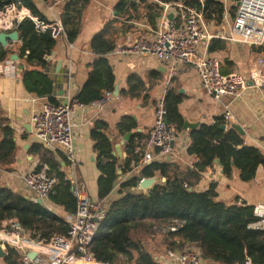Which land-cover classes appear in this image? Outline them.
<instances>
[{
    "label": "trees",
    "instance_id": "1",
    "mask_svg": "<svg viewBox=\"0 0 264 264\" xmlns=\"http://www.w3.org/2000/svg\"><path fill=\"white\" fill-rule=\"evenodd\" d=\"M91 0H69L61 15L60 23L70 44H74L81 32L83 12ZM171 0H121L118 5L120 14L129 9L134 14V21L120 29L116 23H109L92 40L96 60L92 65L87 82L76 99L83 106H90L101 100L107 91L114 92L117 84L109 55L119 46L114 35L118 32L140 30L139 24H148L157 29L164 14L161 4ZM186 5L196 7L205 14L208 24L220 25L225 15V5L215 0H183ZM239 1V0H236ZM16 4L24 6L42 21L49 24L38 10L33 0H0V9ZM236 8V7H235ZM55 24V23H54ZM21 35L18 47L19 57L24 70L23 84L26 91L41 99H48L53 104L55 99V81L49 75V57L57 45L52 29L41 32L33 20L27 19L18 24ZM142 32V31H141ZM210 53L225 51L228 42L212 39L208 43ZM264 53V44L254 47ZM13 49L0 44V63L12 56ZM148 91V82L138 74L131 75L120 97L140 99ZM184 96L174 87L167 90L165 109L167 121L175 127L177 137L184 132L185 119L180 110ZM226 124L223 117L215 123L201 124L189 133L187 156L194 159L192 166H181L172 160L154 161L143 166L138 176H132L120 184L119 198L106 202L105 219L92 244L91 251L95 259L103 264H157L155 254L147 250L142 237L155 240L158 229L173 221L183 222V227L172 234L174 243L170 246L183 248L197 246L207 264H243L249 258L253 264H264V231H255L250 225L257 221L255 207L240 202L227 204L217 200L215 184L205 192L195 190L196 183L203 173L212 168L216 161L221 163L224 174L230 178L235 170L243 182H252L257 170L264 166V154L260 149L246 144L244 137L231 125L226 130L220 127ZM137 122L125 117L118 124L120 136H125L137 129ZM109 126L104 121H96L91 133L94 142L96 165L100 172L98 179V200L106 201L114 192L118 181V171L122 174L133 172L139 165L141 154L136 150L144 139L143 134L134 133L126 143V158L120 160L114 155L118 137L108 134ZM0 143V169L11 171L16 161L17 144L15 132L7 128ZM121 138V137H120ZM32 152L39 156L37 171L45 170L56 183L49 201L62 207L69 215H75L78 197L73 184L63 170L68 162L59 150L49 151L36 143ZM157 178L158 182L149 191L139 190L140 179ZM165 179V180H163ZM189 188H193L189 191ZM14 220L28 233L42 242H48L55 235H68L69 225L66 219L39 204L36 199L26 198L9 188L0 186V225L4 221ZM6 264H23L22 253L14 248L6 249Z\"/></svg>",
    "mask_w": 264,
    "mask_h": 264
},
{
    "label": "crops",
    "instance_id": "2",
    "mask_svg": "<svg viewBox=\"0 0 264 264\" xmlns=\"http://www.w3.org/2000/svg\"><path fill=\"white\" fill-rule=\"evenodd\" d=\"M38 10L50 23L60 22L61 15L69 0H33ZM121 0H91L86 6L81 20V32L74 44H70L66 35L62 34L57 39L50 61L49 75L55 81V99L57 102L66 101L67 97H77L78 93L87 82L96 56L92 49L93 38L102 32L109 23H116L119 29L124 25H131L134 21L133 12L127 7L124 14H120L118 5ZM225 5V15L222 24H209V33L212 39L218 38L228 42V49L221 52L210 53L208 43L203 42L201 53H209L216 56L222 65L223 74L240 73L249 78L250 72L257 69L264 74V53L254 50V47L242 44L240 41H231L232 26L235 18L236 3L231 0H215ZM163 8V5H161ZM164 13L165 8H163ZM170 13V10L167 11ZM141 34L140 30L118 32L114 35L118 45L128 41H135ZM21 42L12 45L14 52L19 55L18 47ZM11 54V55H12ZM20 56V55H19ZM10 59V58H9ZM11 60V59H10ZM110 63L114 69L117 83H120V93L126 88L128 78L138 74L148 82V91L140 99L119 97L118 100L109 103L102 111L92 105L85 108H77L74 121L75 149L78 156L77 177L83 187V197L92 201H98V179L100 172L96 165L92 130L96 121H104L108 124V134L118 137L120 144L124 136H120L118 124L125 117H131L137 122V129L132 133L143 134L139 148L142 152H155L151 146V134L155 123V101L163 91L168 77V64L151 55H134L130 57H118L109 55ZM12 61V60H11ZM15 62V61H14ZM263 63V64H262ZM17 70L14 75L0 74V143L4 139V131L7 128L15 132V142L18 150L16 161L11 171L1 170L0 186L20 193L26 198L37 199V196L29 191L23 181V175L37 169L40 164L39 156L32 152L35 145V137L31 118L34 110L40 103H34V95L29 94L23 84V75L19 71L23 63L15 62ZM172 87L184 96L180 105L184 119L190 123L213 124L216 119L222 117L226 108L233 115L232 124L240 125L245 131V142L249 146L257 147L264 154V89L252 86L240 97L224 96L221 101L214 99L201 87L196 70L188 65L181 67L179 74L172 81ZM189 133L178 135L174 145L172 161L181 166H192L194 159L187 156L189 146ZM133 136V135H132ZM121 137V138H120ZM126 143L121 147L122 158L115 152V156L123 160L126 158ZM95 159V160H94ZM63 170L69 174L68 166L63 164ZM119 174L118 184L112 195L106 200L110 202L119 198L120 184L132 176H138V171L127 174ZM215 184L217 200L227 204L235 202L256 205L264 204V166L257 170L256 178L252 182H243L239 177V171L235 170L233 176L228 178L219 161L212 168L203 173L196 183L197 192H205ZM45 206L66 219L69 215L59 206L53 205L49 199ZM155 259L161 261L165 254Z\"/></svg>",
    "mask_w": 264,
    "mask_h": 264
},
{
    "label": "built area",
    "instance_id": "3",
    "mask_svg": "<svg viewBox=\"0 0 264 264\" xmlns=\"http://www.w3.org/2000/svg\"><path fill=\"white\" fill-rule=\"evenodd\" d=\"M139 2V0H132ZM203 2V0H200ZM236 3L235 18L232 26L231 41H240L242 44L257 47L264 44V0H231ZM165 5V13L161 17L158 28L148 24H139L141 34L135 41H128L119 45L111 54L118 57H132L134 55H151L168 64L166 84L171 87L172 81L179 74L181 67H193L199 77L201 87L212 95L215 100L221 101L224 96H242L250 87L264 89V74L257 69L250 72L249 78L240 73L223 74L220 60L209 53H201L203 42H210L209 24L202 10L186 5L183 0ZM173 13V19L169 14ZM31 19L39 31L52 29L56 38L64 34V27L60 22L49 24L35 16L24 6L12 4L0 9V32L10 33L17 30L18 24ZM263 64V63H262ZM17 66L10 59L0 63V74L12 76ZM164 93L157 99L155 123L151 134L150 144L155 152H142L139 165L134 167L138 171L154 161L171 160L174 154V145L177 140L175 127L167 121ZM114 92L107 91L101 100L92 104L102 111L109 103L118 100ZM34 103H40L32 114L31 125L35 142L42 144L49 151H61L69 164L67 178L73 184V190L78 197V208L75 215L68 216V235H55L48 242L36 239L32 233L26 232L17 221L8 220L0 225V242L3 249L9 246L22 253L23 264H103L98 262L92 251V244L96 239L107 209L106 201H92L83 197V187L77 175L78 156L75 149V129L77 108H85L76 97H67L66 101L58 104L44 98H33ZM226 125H231L233 115L226 108L222 115ZM169 159V160H168ZM133 170V171H134ZM1 174V169H0ZM27 189L33 192L37 199L44 202L52 193L56 180L51 178L45 170H32L23 175ZM82 189V190H81ZM139 190H143L139 184ZM145 191V190H143ZM257 221L250 225L255 231H264V204L254 205ZM183 227V222L173 221L158 229V236L165 245V254L157 264H207L197 246L176 248L172 234ZM178 242V241H176ZM29 253H36V259L29 257ZM126 264V263H122ZM243 264H253L246 258Z\"/></svg>",
    "mask_w": 264,
    "mask_h": 264
},
{
    "label": "water",
    "instance_id": "4",
    "mask_svg": "<svg viewBox=\"0 0 264 264\" xmlns=\"http://www.w3.org/2000/svg\"><path fill=\"white\" fill-rule=\"evenodd\" d=\"M175 2H178L180 0H173ZM163 8H165V5H163ZM173 13L169 14V19L172 20L173 19ZM21 35L19 34V32L17 30L10 32V33H6V32H0V44L4 47V48H9L12 49V45L13 44H17L18 42H21ZM10 59L12 61H18L19 60V55L16 54H12V56H10ZM20 70H24L23 66H20ZM179 93L181 94L182 91H179ZM114 95L116 98L120 97V83H117L115 86V91H114ZM201 124L200 123H190L187 119H185V123H184V131L185 132H190L191 130L199 127ZM233 128H235L242 136H245V131L244 129L238 125V124H232L231 125ZM222 130H226L228 128V125L224 124L220 127ZM133 133H128L127 135L124 136L123 141L120 144L116 145V152L118 153V156L120 158H122V154H121V147L122 145L125 144V142H128L129 139L132 137ZM116 155V154H114ZM95 160V159H94ZM169 160V159H168ZM118 174H121V170L118 171ZM140 179V185L141 188L145 191H149L151 190L154 185L158 182L157 178H142L139 177ZM165 180V179H163ZM193 188H189V191H192ZM37 202L41 205H45V202L42 199H38ZM7 255V252L5 249H3L2 244L0 242V259H4ZM29 257L33 260L36 259V253H29Z\"/></svg>",
    "mask_w": 264,
    "mask_h": 264
},
{
    "label": "rangeland",
    "instance_id": "5",
    "mask_svg": "<svg viewBox=\"0 0 264 264\" xmlns=\"http://www.w3.org/2000/svg\"><path fill=\"white\" fill-rule=\"evenodd\" d=\"M161 3H163L162 1H160ZM159 5V3H157ZM170 88H173L172 86H168L167 84L164 85L163 87V91L160 93V95L158 96V98H160L164 93L167 92V90H169ZM155 101V110H156V105H157V99ZM82 190V189H81ZM147 250L151 251V253H154L158 256H160L163 253V249L165 247L164 243H162V238L161 237H157L155 238V240H149V238L147 237H142ZM0 264H6L4 259H0Z\"/></svg>",
    "mask_w": 264,
    "mask_h": 264
}]
</instances>
